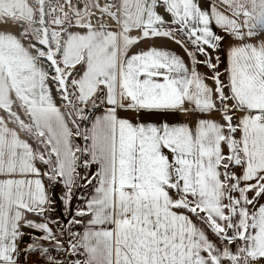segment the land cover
I'll return each mask as SVG.
<instances>
[{
	"label": "snow or ice",
	"instance_id": "1",
	"mask_svg": "<svg viewBox=\"0 0 264 264\" xmlns=\"http://www.w3.org/2000/svg\"><path fill=\"white\" fill-rule=\"evenodd\" d=\"M0 25V264H264V0H0Z\"/></svg>",
	"mask_w": 264,
	"mask_h": 264
},
{
	"label": "crops",
	"instance_id": "2",
	"mask_svg": "<svg viewBox=\"0 0 264 264\" xmlns=\"http://www.w3.org/2000/svg\"><path fill=\"white\" fill-rule=\"evenodd\" d=\"M202 6H206V5H202ZM167 19V17H165ZM4 25H0V30H4ZM9 30L11 31H17L18 29V26H8ZM218 32V34H221L223 35V33H221L218 29H214ZM136 33H133V35H135ZM229 39L226 38L225 41H224V46L220 49L219 51V55H220V61H221V68H222V71L224 72V69L226 67V52H225V49L227 48L228 44H229ZM154 43L157 45V46H161L163 48H166L168 50H171L179 55H181L184 59H185V62L187 63L188 62V58L187 56L185 55L183 49L179 46V45H176L175 43H173L172 41L168 40V39H165V38H157ZM146 47V44L141 42L139 43L138 45L134 46L131 50H130V53L129 54H132V53H135L141 49H144ZM198 71L201 72L202 74H206V75H209V72L208 70L203 67V66H200L198 68ZM209 84H211V81H207ZM119 115L121 116H126L127 118H129L130 120H132L133 122H137V121H144V122H163L164 120H167L169 123H177V122H188V123H193L196 118H197V115L198 114H193V115H190V116H185L184 114L182 113H176V114H168V115H160V114H146V113H141L139 116H137L136 113L134 112H123L121 111L119 113ZM213 118H218L214 115ZM74 200H76L74 198ZM73 200V202H74ZM78 201V205L77 207H79L81 205V201L77 200ZM76 201V202H77ZM261 202H264V198H261ZM74 205V204H73ZM76 207V206H74ZM30 219H35L37 221H39V217H35V216H30L29 217ZM52 227H54V225H50ZM27 233H32V230L30 229H26L25 230ZM36 235H40V233H36ZM21 264H47L46 260L45 259H35L33 261H21Z\"/></svg>",
	"mask_w": 264,
	"mask_h": 264
},
{
	"label": "rangeland",
	"instance_id": "3",
	"mask_svg": "<svg viewBox=\"0 0 264 264\" xmlns=\"http://www.w3.org/2000/svg\"><path fill=\"white\" fill-rule=\"evenodd\" d=\"M198 59H201V60H202L203 57H198ZM221 64H222V63H220V65H219V69H218V70H219L220 72L223 73L222 68H221ZM207 70H208V69H207ZM208 72H209V70H208ZM209 75H211L210 72H209ZM222 79H223V77H222ZM250 195H251V194H250ZM76 201H77V200H74L73 204H74V206L77 207V205H78V201H77V202H76ZM61 208H62V206L58 204V205H57V213L53 216L54 219L59 217V213H60V211H61ZM77 230H79V229H77ZM29 234H31V233H27V232H26V236H25V238H24V244L21 245L22 247L25 246L27 242H29ZM22 254H23V253H22ZM51 254H52L53 256H57V255H58L55 251H52ZM35 258H36V259H40V258H41V260L44 259V258H42V257H38V256H35ZM59 258L63 259V256H59Z\"/></svg>",
	"mask_w": 264,
	"mask_h": 264
},
{
	"label": "built area",
	"instance_id": "4",
	"mask_svg": "<svg viewBox=\"0 0 264 264\" xmlns=\"http://www.w3.org/2000/svg\"><path fill=\"white\" fill-rule=\"evenodd\" d=\"M35 256H37V255L25 256L24 254H21L19 259H20V261H33L36 259Z\"/></svg>",
	"mask_w": 264,
	"mask_h": 264
}]
</instances>
